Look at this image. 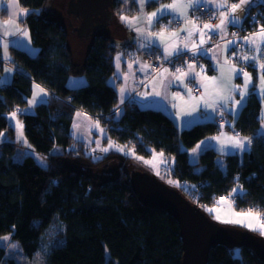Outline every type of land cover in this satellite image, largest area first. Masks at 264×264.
<instances>
[{"label":"trees","instance_id":"1","mask_svg":"<svg viewBox=\"0 0 264 264\" xmlns=\"http://www.w3.org/2000/svg\"><path fill=\"white\" fill-rule=\"evenodd\" d=\"M159 1L164 0H149L147 8ZM18 2L28 10L23 24L34 51L10 45L7 60L0 46V237L10 236L24 260L33 261L43 235L57 225L53 241L43 254L44 264H182L177 221L165 210L139 201L129 182L130 172L138 169L126 170L131 167V158L122 152H108L95 161L87 144L73 138L72 121L77 111L98 121L106 134L102 141L108 139L105 143L113 140L144 158L153 151L162 152L172 165V177L179 181L175 189L203 210L228 196L237 211L264 213L262 106L254 92L249 94L232 128L250 138L248 148L240 155H222L209 147L200 153L197 162H191L188 150L202 139L218 135V121L196 123L179 132L170 116L131 103L116 117L117 94L109 80L119 48L107 28L91 38L84 62L78 65L73 60L66 25L46 11L49 0ZM137 6L136 0H114L110 19L133 15ZM262 24L264 0L250 8L240 27L251 32ZM127 47L133 54L147 51L135 43L121 44L123 50ZM191 55L194 60L190 63L202 61L200 54ZM149 61L151 65L163 63L154 57ZM204 62L208 73L213 74L214 66L207 59ZM181 63L186 61L172 62ZM6 67L13 69L10 78L4 74ZM73 75H83L85 84L70 88L68 79ZM33 84L40 85L48 95L46 102L36 103L27 112ZM14 111L23 124L29 153L16 143L17 130L11 123ZM113 161L118 162L113 176L101 177L87 171L88 167ZM7 256L0 246V264H23ZM207 264H264V260L246 245H218L210 250Z\"/></svg>","mask_w":264,"mask_h":264},{"label":"crops","instance_id":"2","mask_svg":"<svg viewBox=\"0 0 264 264\" xmlns=\"http://www.w3.org/2000/svg\"><path fill=\"white\" fill-rule=\"evenodd\" d=\"M168 1H171V0H168ZM259 1L261 0H253V3L245 5V10L247 14L250 8ZM232 2H238V0H229V3H232ZM198 7H204L209 10L210 15L212 14L211 19L216 20V22L213 25L219 23V12L224 11V9H217L215 6V0H203V3L200 6H196L194 3L193 7L185 10L187 13V18L189 20H195L196 23L202 28L203 25H200L197 19H193V18L190 19V16H189L191 10H193V8H198ZM6 9L7 11H5ZM12 11H13L12 8L8 5V0H0V46L2 50V56L3 58L7 60L9 59V51H8V54L3 55V50H4L5 45H7L6 48H8V50H9L10 45H14V46L23 48L29 52L34 51L31 45V42H30L29 32L23 24L26 15L19 13V10H17V15L14 18L16 23L10 24L5 27V21L11 18ZM136 12L133 15H136ZM133 15H126V16L131 18ZM239 15H241V22L237 26L242 25L245 22V19L247 18V15H245V13H239ZM163 16L169 17L170 20H180V25H178V27H175L171 30L167 29L169 33L168 34L165 33V35L169 36L168 43H165L164 41L163 44H161L158 41V38L156 36H152L149 34L159 33L161 31L162 28H159L158 22H160V19ZM163 16L157 17L150 27L147 25V21L142 20L143 21L142 22L141 19L139 21L140 24H136L134 27L129 26L126 23L124 24V22H123V25H118L115 22H114V25L111 24V26L109 27V30L107 29V32L112 37L114 44L121 40H128V37L131 38V36L139 37V38L148 36L147 37L148 43L147 45L143 47V48H146L147 51L141 50L137 54L128 52L129 47L123 50L120 44L118 47L120 48V50L118 49L113 57L114 74L112 75L109 81L111 85L115 87L116 94H117V104L114 109L116 117L120 116V114L124 110V106L127 103H131L141 109H153V110L161 111L162 113L170 116L173 119L177 129H180V127L181 128L183 127L185 128V126L188 127V124H194L196 122L203 121V119H200V120L195 119L196 116L198 115L200 116L205 115L202 111L203 109L200 108V101L204 99V97H207V96L214 97V92L217 91L218 86L221 85L219 78H217L215 81H212L210 79L211 77H217L218 73L215 69L213 74H209L204 60L206 59L209 60L214 67H216V65H218V62H219L221 64L222 70L227 71V77H228L229 69L232 67V65H235L237 67V64L235 62H234L235 64H232L229 62L230 61L229 59H231L232 57L231 52L232 50L235 49V46L237 48H240L242 47V45H244L250 50H253L254 47H250L248 44H246L243 41V39L239 40L240 42L237 45H236V42L235 44L228 43V41L233 40L231 39L227 31L230 26H233L232 24H228L226 26L227 35H224V33L219 30L215 32H208L207 36L205 37L207 42L203 44L202 46H200L199 45L200 36L198 33L192 36L193 37L192 41L187 40L185 38L186 32L182 31V29L186 27L190 28L191 25L185 22V19L183 16H180L178 13H173L170 10L164 13ZM209 18L210 17H206L205 19H209ZM77 25L78 23L75 26ZM139 25H140L139 28H142L145 30L143 35H141L139 32L135 30V28H137V26ZM17 27L20 29L19 31H17ZM72 27H73V31L71 30V33H69L70 34L69 35V45L71 48L74 62L78 65H82V63L84 62L86 51L91 42V38L83 39V38L77 37L76 32L74 31V26ZM103 28H101L100 30H102ZM131 29H133V32L129 31ZM156 30H158V32H156ZM205 31L207 32V30ZM172 32H179V36L170 39ZM5 33H8V34H5ZM25 33L26 34L28 33L29 41H27L28 38L25 36L26 35ZM210 40H212V42H217V44L214 45V47L207 48L206 46L209 44ZM193 41H195L196 44L202 50L206 49V53H207L206 56L201 55V51L193 50L191 48ZM128 42L130 44L135 43L136 46L138 44L137 40H134L132 42L126 41V44ZM173 43L176 44L177 51L174 52L172 56H167L165 53V48L166 47L170 48V46ZM185 43H188L189 48L183 47ZM217 45H219V47H217ZM188 52L189 53L195 52L196 54H200L202 61H198L197 63L186 62L184 64L181 63L179 65L171 63L168 66L163 68V69L165 68L168 69L167 73H164L163 69L161 71H158L157 73H154L152 72L151 67H148V68L144 67L145 64L151 66L149 57H154L157 60V62H163L165 60H170L174 56H177L179 54H185ZM261 54L264 57V52H262ZM117 56H119V67L118 68H117V60H116ZM249 56L251 57L250 54ZM226 60H227V63H226ZM245 62L247 63L246 64L247 68H250V70L252 71L251 72L252 75L254 72V76H255L258 71L257 61L248 60ZM262 62H264V60ZM129 64H131V68H129ZM189 65H193L194 67L192 69H189ZM177 68H182L184 71L189 73L188 76L182 78V81L175 79V76L173 75V73H175V70ZM12 71H13L12 67H6L4 70V74L7 73L6 76L10 78L13 74ZM177 75L179 74L177 73ZM193 76L195 77V79H192ZM242 77H243L242 75L241 76L238 75L239 79H241ZM235 78H237V76H235L233 80ZM85 82H86V79L83 75H73V76H70L68 79V86L70 88H76V87L84 85ZM190 82H192L196 87L200 88V94H194L192 91L191 93H189L190 88H188V84ZM224 84H227L229 88L232 85L231 83H229L228 78H226L225 76H224ZM36 85L37 84H33L32 91H34V87ZM121 89H124L123 93L121 92ZM231 94L233 95L234 93H231ZM46 97H43V99H45ZM231 105H232L231 103H228L227 106L221 107V102L215 103V104L211 103V108H212V112L214 116L213 120L216 121L220 117L224 118L225 120L223 121L222 124H220L219 134L217 136H209L211 137L212 140L215 139L212 137H219V136L225 137L223 142L228 143V145L224 151L222 152L220 151L221 153L219 152V154H222V155L224 154L240 155L241 152H243V150L245 151L249 145L247 142H245V148L242 150V149L233 148L231 146V143L229 142V139H228L229 137L237 135V133L232 128H233V123L235 120L234 116L237 115L238 109L230 108L231 112L228 115L229 118H227V114L224 111H222L221 113L219 112L221 110H224L225 108L228 109L229 106ZM217 108H218V111H216ZM77 113H82V115L78 117ZM97 122L98 121L96 119L90 117L89 115L85 114L82 111L75 112L73 116V121H72L73 138L82 142L83 144H87V145L94 144L95 146H97V143H99L100 145L102 141V137H105L106 134H105L104 129L101 127L99 123H98L99 126L98 127L96 126ZM74 124H78L79 128L74 127ZM178 124H180V127L178 126ZM101 129L103 131H101ZM239 137L244 138L240 135ZM204 139H208V140H204L206 141L204 144L206 146L205 148L212 147L215 150H218L215 147V142H213L210 138L206 137ZM201 141H203V139ZM201 141H199L198 143H200ZM198 155L199 154H195L194 157L197 158ZM224 203H228V202H224ZM231 205L234 208L233 204ZM235 211L237 210L235 209ZM237 212H247V211H237Z\"/></svg>","mask_w":264,"mask_h":264},{"label":"rangeland","instance_id":"3","mask_svg":"<svg viewBox=\"0 0 264 264\" xmlns=\"http://www.w3.org/2000/svg\"><path fill=\"white\" fill-rule=\"evenodd\" d=\"M136 2H137V0H136ZM171 2H172V0L171 1H168V0L159 1L158 4H156V5H154V6L150 7V8H147V3H146L143 6V9H141L140 5L137 2V5H138L137 6L138 7L137 8V12H136V15H133L132 17L139 16L141 21L142 20L146 21V17H147L148 14H150L152 12H156L157 9L161 8L162 5L168 4V3H171ZM68 3H69V0H49V2L47 3V6H46V11L51 13L52 17L62 21L66 25L69 33H71V30L73 31V29H72V25L73 24L69 25V21H68V17L69 16L72 17V14L68 13V8H69ZM201 8L204 9V7H201ZM198 9H197L198 13H200V8H198ZM205 10H207V8L204 9V13L207 12ZM167 11H169V10H165L162 14H158V17L163 16V14L166 13ZM195 11H196V9L193 8V10H191V13L193 14V13H195ZM208 13H209V11H208ZM189 16H190V19L192 17H197L195 15L192 16L190 14H189ZM208 16L210 17L209 19H204L203 16L198 18V21L200 23L203 22V23H201V25H203L205 23L214 24L216 22L215 19H213V20L211 19L212 14L211 15L208 14ZM114 22L116 24H118V25H123V21L120 19V16H118L116 18H115V16H113L112 19H110V21L108 22V25L105 26V28H107L109 30V27L111 26V24L114 25ZM124 24H125V22H124ZM137 24H140V23H137ZM75 25H74V27H76ZM178 25H180V20H170L169 17L163 16V18L161 19V25H159V28H167V29L171 30V29H173L175 27H178ZM240 26H242V25H240ZM240 26H233L231 29L229 27L228 30H227L228 33H229V36L231 37V39H235L236 45L239 44V42H240L239 40H241L243 37L249 35L250 33L255 32L254 30L253 31L251 30V32L250 31L246 32V31H244V27H240ZM137 27L139 28L140 25L137 26ZM129 31L133 32V29H131ZM156 32H158V30H156ZM233 32L237 33V36L235 38L232 36ZM149 33H147V34H149ZM165 33L168 34L169 32L167 31ZM25 36L28 38V33ZM147 37L148 36L143 37V38H139V37H132L131 36V38L128 37V40H121V41L116 42L115 44L119 47L120 44H123L126 41H131L132 42L134 40H137L138 41L137 46L141 47L139 45H144V46L147 45V43H148L147 42L148 41ZM157 38H158V41L161 44H163L164 41H165V43H168L169 36L168 35H164L163 39H161L159 37H157ZM185 38L187 40H190V41H192V39H193V37L188 38L187 32H186ZM27 41H29V38H28ZM216 44H217V42H212V40H210L209 44L206 47L207 48H211V47H214V45H216ZM165 46H167V45H165ZM242 47H243L244 50H242V49H234V50H232V52H231L232 57H231V59H229L230 60L229 62L232 63V64L236 63L238 69L239 68H244L246 72L251 74L252 85L249 86V88H250L249 94L254 92L255 95L258 97V99L261 102V106L262 107H261V114H260L261 115L260 131L261 130L264 131V94H262L260 92V90H259L260 89L259 77H260V75L263 74L262 70L259 68V63H261L264 60V57L262 56L261 53L260 54L255 53L254 49L250 50L249 48L245 47L244 45H242ZM141 49H146V48L141 47ZM119 50H120V48H119ZM204 50H206V49H204ZM8 51H9L8 48L4 47L3 55L8 54ZM233 51H235V53H236L235 55H233ZM189 54H191V53H189ZM245 54H247V55L250 54L251 56H253V55H257L258 56V58L256 60L257 64H258V66H257L258 67V71H257L255 76L252 75V73H251L252 71L249 68H247V66H246L247 63L240 58V57H242ZM232 58H234L235 60H240V61H236L234 63ZM167 62H168V60L163 61V63L159 67L160 69L158 71H161L164 66H168L169 64L163 66V64L167 63ZM214 69H216V71L218 73L216 78H219V81L221 82V84H224V76L226 78H228L227 77V71L226 70H222L221 64L219 62H218V65H216V67H214ZM231 84L232 85L233 84L242 85L243 84V77L241 79H239L238 76H237V78H235L234 80L232 79ZM253 85L255 86V91H252ZM188 88H190L191 91L194 94H200V88L196 87L192 82H190L188 84ZM35 90H36V88L34 87V91ZM34 91H33V93H34ZM217 92H218V90L214 92V97L207 96V97H204V99H202L200 101V108L203 109L202 111H203V113L205 115L204 116L198 115V116H196L195 119H197V120L203 119L202 122L213 120L214 116H213V112H212V108H211V103L212 104L220 103L219 96L217 95ZM33 93H32V96L30 97V99H28V105L25 108L27 112H28L27 108L32 111L33 106L36 104V103L35 104H29V101H31L33 99ZM226 94H228V93H226ZM249 94L245 97V99L242 101V103L239 106L235 105V103H234V100H239L240 99L238 93H234L233 95L231 94L234 97V100L227 101L226 106L228 105V103H231L232 104L231 106H233V107L229 106L228 109L225 108L224 110H221L219 113L224 111L227 114V118H229L228 115L230 114L231 109L237 108L238 109V113H237V115L234 116L235 119H236V117L239 115V113L241 111V108L246 103V100L248 99ZM40 99L41 98L38 97L37 101L39 102ZM216 111H218V108L216 109ZM114 114H115V112H114ZM16 120L20 121V119L18 117H16ZM16 120L11 119V123L14 126L15 129H16V127H15ZM216 121H218V123L220 124V123H223V121H225V120H224V118L220 117ZM196 123H200V121L196 122ZM196 123H194V124H196ZM194 124H188V127H191ZM178 126L180 127V124H178ZM188 127L185 126V128H188ZM182 129H184V127L183 128L180 127V129H178V131L180 132ZM103 138L104 137H102V140H103ZM208 138L211 139V137H208ZM212 138H215L214 140H212V139L211 140L213 142H215V147H216V149H218L217 150L218 152H220V151L222 152V151H224L227 148L228 143L223 142L225 137L219 136V137H212ZM106 140H108V139L105 138L104 142L101 141L99 147L95 146L94 144L93 145H87L88 148H89V151L91 152V156L93 157V159L95 161L100 160V158L105 153H108V152L109 153H113V152L121 153L122 152L121 153L122 155L128 156L132 160L131 167L127 168L126 170L129 171L132 168L137 167V169H138V170H136L137 172H141V173H144V174L146 173V174L150 175L151 177L156 178L159 181H163L169 187L176 188V185H178L176 183H169L170 180H172V181H178V180H176V179H174L172 177V174H171L172 173V167H171L172 165L171 164L168 165L167 157L164 154H163V156L159 155L162 152L153 151L150 157H148V158H144L143 157L144 159L141 160V159H138V157H140V156L131 154L129 152V150H126L125 147H124V151L117 150L118 147H122V146L117 144V143H115L113 140L107 141L105 143ZM204 140H208V139H203V141H201L200 143H197V145H195V147H193L192 149L188 150V156H189L191 162H197L200 153L203 152L206 149L205 148L206 146L204 145L206 141H204ZM25 142L26 141H25L24 131H23V138H18V130H17L16 131V143L20 145V148H21L20 150H24L25 153H29L31 151L30 150V146L27 145V143H25ZM110 143L116 145L117 147L109 148V144ZM102 148H109V150L107 152H104V151L100 150ZM181 148L183 149L182 146H181ZM80 149H81V147L79 146V150ZM79 150H78V153L81 154L82 152L79 151ZM195 154H199L197 158L194 157ZM145 161H150V163H145ZM117 164H118V162H116V161H113L112 163L107 162V163H103V164L97 165L95 167H88L87 171L90 172L93 175L101 176V177L113 176L117 172V169H118L116 167ZM157 172H159V175L157 174ZM233 202L234 201H232L231 204H233ZM231 204L229 202L228 203L219 202L216 205H213L211 207H206L204 211L209 217H211V219L215 223H217L220 226L230 227V228H235V229H241V230H243L245 232L256 234L257 236H260V237H262L264 239V235H261L260 231H258V230L253 232V230L249 229L248 227H246V226H244L242 224L226 222V221L236 220V219H245L246 222H247V218L237 216V213H239V212L235 211V209H234L235 207L233 208ZM217 217H219V219H217ZM54 226L56 227L57 225H53V227L48 228V230L43 235V240H41L40 250L33 257V259H32L33 261H31V260L27 261L28 259L24 260V257L22 255V251H21L20 247L15 242H13V240H12V238H10V236L6 235V236H3V237H0V246L5 248V250H6L7 254H8L7 257H12V258H14L15 260H17L19 262H23V264H44L43 254L47 251V248H49L48 245L51 244L52 241H53V237H54L53 233L54 232L56 233V231H57V229H55ZM244 227H246V228H244ZM234 254L236 256L239 255L238 248L234 249Z\"/></svg>","mask_w":264,"mask_h":264},{"label":"water","instance_id":"4","mask_svg":"<svg viewBox=\"0 0 264 264\" xmlns=\"http://www.w3.org/2000/svg\"><path fill=\"white\" fill-rule=\"evenodd\" d=\"M114 0H69L68 13L79 19L74 31L79 38L95 36L108 25ZM73 29V28H72ZM129 182L140 202L165 210L178 223L182 241V264H207L210 250L218 245L249 246L264 260V239L241 229L215 223L205 211L181 192L137 171Z\"/></svg>","mask_w":264,"mask_h":264},{"label":"snow or ice","instance_id":"5","mask_svg":"<svg viewBox=\"0 0 264 264\" xmlns=\"http://www.w3.org/2000/svg\"><path fill=\"white\" fill-rule=\"evenodd\" d=\"M137 2L140 5L141 9H143V6L146 3H148L149 0H137ZM125 3H127V0H125ZM194 3L196 6H200L203 3V0H172L171 3L162 5L161 8L157 9L156 12H152V13L148 14L146 17L147 25L150 27L153 24L154 20L158 17V14H162L165 10H170L173 13H178L180 16L184 17L185 22L187 24L191 25L190 28L186 27V28L182 29V31L187 32L188 38H191L194 34L198 33L200 36L199 45L202 46L203 44H205L207 42L205 37L207 36L208 32H215V31L219 30V31L223 32L224 35H227L226 26L228 24H232L233 26H237L238 24H240L241 15H239L238 13H245V15H247V12L245 10V5L253 3V0H238V2H232V3H229V0H215L216 8L217 9H224V11L219 12V23H217L215 25H213L211 23H205V24H203L202 28L196 23L195 20H189L187 18V13L185 10L193 7ZM8 5L12 8L13 11H12L11 18L9 20L5 21V27L10 25V24L16 23L14 18L17 15V10H19V13H21L23 15L28 14L27 9L19 6L18 0H8ZM5 11H7V9ZM120 19L123 22H125L126 24H128L129 26H133V27L137 23H139V21H140L139 16H134V17L130 18V17L123 15V14L120 15ZM19 30L20 29L17 27V31H19ZM135 30L137 32H139L141 35H143L144 31H145L144 29L138 28V27L135 28ZM205 30H207V32ZM166 31H167V28H162L159 33H150L149 35L156 36V37L163 39ZM5 34H8V33H5ZM178 36H179V32H172L170 39L174 38V37H178ZM232 36L235 38L237 36V33L233 32ZM242 39L250 47H254L255 53L260 54V53L264 52V24H262L257 31L250 33L249 35L243 37ZM235 42H236L235 39L228 41L229 44H235ZM6 46L7 45H5V47ZM141 47H144V45H141ZM183 47L189 48L188 43H185L183 45ZM217 47H219V45H217ZM191 48L193 50L201 51V55L206 56V54H207L206 50H202L196 44L195 41L192 42ZM176 51H177V46L175 43H173L170 46V48H168V47L165 48V53L167 56H172L173 53ZM235 54H236L235 51H233V55H235ZM240 58L243 61H248V60L256 61L258 56L253 55L250 57L249 55L245 54ZM116 60H117V68H118L119 67V56L116 57ZM226 63H227V60H226ZM144 67L148 68L151 66L145 64ZM193 67H194L193 65H189V69H192ZM129 68H131V64H129ZM259 68L262 70V72H264V62L259 63ZM163 72L167 73L168 69H166V68L163 69ZM177 73L179 75H177ZM173 75L175 76V79L182 81V78L188 76L189 73L184 71L182 68H177L175 70V73H173ZM197 75H199V74H197ZM238 75L243 76V84L242 85L233 84V85H231L230 88L226 84H221L218 86L217 95L219 96V100L221 102V107L226 106L227 101L234 100V97L231 95V93H238V95L240 97L239 100H234V103L237 106H239L242 103V101L245 99V97L249 94V90H250L249 86L252 85V77H251V74L246 72L243 68L237 69V67L235 65H232V67L229 69V76H228L229 83H231V80L235 76H238ZM192 79H195V77L193 76ZM210 79L212 81H215L217 78L211 77ZM259 81H260V89L259 90L262 94H264V74L260 75ZM35 88H36V90L33 93V99L31 101H29V104L37 103L38 97L41 98L39 102H41V103L46 102L42 98V97H46L48 95V93L45 91V89L40 87L39 85H36ZM123 91H124V89H121L122 93H123ZM252 91H255L254 85L252 87ZM226 92L228 94H225ZM189 93H191V89H189ZM81 115H82V113H77L78 117ZM16 117H17V112H15V111L12 112L11 113V119L16 120ZM96 126L97 127L99 126L98 122H97ZM15 127L18 130V138H23V124H22V122H20L19 120H16ZM74 127L79 128V125L74 124ZM101 131H103V130L101 129ZM2 135H3V133H0V136H2ZM228 139L231 142V146L233 148L242 149V150L245 148V142H247L248 144L251 143L250 138H247V137L241 138V137H239L238 134L236 136L229 137ZM97 147H99V143H97ZM111 147H117V146L110 143L109 148H111ZM109 148H102L100 150L107 152L109 150ZM117 150L124 151V147H118ZM129 152L131 154L135 155V152L133 149H129ZM159 155L163 156V153H160ZM138 159L143 160L144 158L138 157ZM145 163H150V161H145ZM157 174L159 175V172H157ZM169 183L179 184V181L170 180ZM236 191H237L236 189H233V192H236ZM237 216L247 218V222L245 219H236V220H230V221H226V222L242 224V225L248 227L249 229H251L253 231L258 230V231H260L261 235H264V216H262L260 212H254L252 209H249L247 212L237 213ZM217 219H219V217H217Z\"/></svg>","mask_w":264,"mask_h":264},{"label":"built area","instance_id":"6","mask_svg":"<svg viewBox=\"0 0 264 264\" xmlns=\"http://www.w3.org/2000/svg\"><path fill=\"white\" fill-rule=\"evenodd\" d=\"M198 10H196L195 13L192 14V16H194V15L197 16V17H193L194 19H197V20H198L199 17H201L204 14V9L200 8V13H198ZM208 14H209L208 12H205V16L203 15V18L209 17ZM256 22H257V20H256ZM200 25H201V23H200ZM193 57L194 56L191 55V54H189V53L188 54H184V55H182L180 57H177V58H173V59L168 60V62L167 63H164L163 66L164 65H167V64H171L173 61L174 62H185V61L186 62H191V61L194 60ZM160 66H161L160 64H152L151 65V69H152V71L154 73H156L160 69L159 68ZM222 198H223V200H225L227 202H231V199L228 196L220 197V199H222ZM261 215L264 216V213H261Z\"/></svg>","mask_w":264,"mask_h":264},{"label":"flooded vegetation","instance_id":"7","mask_svg":"<svg viewBox=\"0 0 264 264\" xmlns=\"http://www.w3.org/2000/svg\"><path fill=\"white\" fill-rule=\"evenodd\" d=\"M73 20V21H72ZM68 21H69V25H72V26H74L75 24H77V23H79V20H78V18H76V17H71V16H69L68 17ZM76 21V22H75ZM73 28V27H72Z\"/></svg>","mask_w":264,"mask_h":264},{"label":"bare ground","instance_id":"8","mask_svg":"<svg viewBox=\"0 0 264 264\" xmlns=\"http://www.w3.org/2000/svg\"><path fill=\"white\" fill-rule=\"evenodd\" d=\"M72 17H75L73 14H72ZM220 124H222V123H220ZM230 198V197H229ZM231 199V198H230ZM222 202H227V201H225V200H223V199H220ZM231 202H232V200H231ZM231 202H229V203H231Z\"/></svg>","mask_w":264,"mask_h":264}]
</instances>
